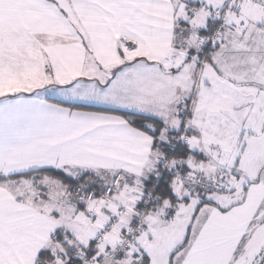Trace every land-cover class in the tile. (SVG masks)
Returning <instances> with one entry per match:
<instances>
[{
    "label": "snow or ice",
    "instance_id": "1",
    "mask_svg": "<svg viewBox=\"0 0 264 264\" xmlns=\"http://www.w3.org/2000/svg\"><path fill=\"white\" fill-rule=\"evenodd\" d=\"M0 264H264V0H0Z\"/></svg>",
    "mask_w": 264,
    "mask_h": 264
}]
</instances>
